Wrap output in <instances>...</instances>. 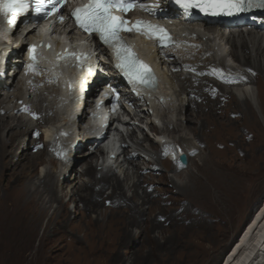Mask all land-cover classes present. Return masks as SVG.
Here are the masks:
<instances>
[{
	"label": "bare ground",
	"instance_id": "obj_1",
	"mask_svg": "<svg viewBox=\"0 0 264 264\" xmlns=\"http://www.w3.org/2000/svg\"><path fill=\"white\" fill-rule=\"evenodd\" d=\"M159 1L162 6H166L165 8L168 12L165 13L159 7L150 6L149 13L151 15H157L162 18L169 16L171 13L176 15L177 10L171 4L170 0ZM31 18V14L29 13L25 19L18 21L11 34L6 32V37L11 41L10 45L12 42L18 41L19 49L13 52V54L21 53V49L24 47V41L21 39L22 35H24L26 40L28 36L30 37L29 40L33 37V31H28V26L22 25V23L27 22ZM20 24L22 27L24 26V30L20 34L21 36L16 38V36L14 37V33H16V28ZM207 30L216 40L217 51L221 53L220 58L210 59L196 56L194 60L180 61L169 49L165 50L166 59L163 55L165 54L163 53L164 49L158 51L156 63L161 69L163 79L165 78L166 80L168 77V73L163 68L164 66L167 67L169 61L179 67L175 73L179 81L178 87L180 91L187 94L186 98H182L177 108L178 114L175 125L165 121L168 126L166 128L173 133L183 132L185 135H180L179 139L176 140V143L179 144L178 147L173 148L172 143L174 141L169 140L165 133L163 131L161 132L162 123L156 126L153 125L152 127L149 126L148 128L154 131V141L147 147L144 145L145 141H148L146 136L138 138L134 129H132L133 131L131 130L126 137L132 136V140L134 138L137 139V141L135 140L136 148L132 152H129L128 143L122 137L123 139L120 145L121 154L114 161L118 163L120 168L123 167V180L116 175L112 166L109 168H106L107 165L105 168L98 166L100 160L103 162L108 157V152L106 153L103 143L109 140L111 133L115 130L113 128L114 123L109 122L108 128L104 133L99 131L94 135L89 134V130L94 125L98 127L97 123L102 122L103 116L99 114L98 117L91 118L89 121L90 129L88 130L87 136H85L86 144L90 146V150L86 154L87 159L97 157L96 152H99L101 156L97 160L98 164L94 165L92 161L87 160L84 171L82 173L77 171V174H74L76 172V168L74 167L76 161L73 160L74 158H71L67 164V168L72 163L73 168L63 170L59 174H56L54 171H49L38 185H33L31 179L38 173L39 165L43 162L50 145L49 141L52 139V134L50 131L45 130L44 133L39 135L36 129L32 130L30 128L25 134V131L20 128L23 125V121L16 119V117L8 118L7 116L5 118V107L0 105V185L3 171L6 169L11 170V176L14 177V183L16 184L14 188L15 196H5V198H12L16 205L20 204L19 207L31 205L36 208L34 223L36 227H39L47 211L46 206L40 205L39 203L45 194L49 198V201L59 202L58 213L56 216L51 217V223L58 222L71 226L68 232L74 236L80 232L84 233L83 240L75 237V241L89 245L90 238H94L95 235L101 242L109 238L110 235L117 234L120 236L119 243L121 247L126 249L130 247L132 242L138 239L143 247L146 245V241H153L158 247L167 244L173 245V237H169L168 239L164 237V231L170 226H178V223L181 222L180 220H185V218H187L186 221H188V218H190L189 221L194 218V221L196 220L204 225L211 217H219L222 215L228 209L229 198H236L237 191V177L227 171V167L225 168L222 161L217 160L213 155L205 157L202 161L203 163L197 166V171L188 172L189 178L183 183H179L174 178L169 177V173H174L178 177L183 176L186 172L183 168L190 163V155L198 150L190 144L186 134H191V136L193 135L195 137L201 150L212 149L215 144L214 137L225 136V133L230 130L223 126V120L239 128L242 137L237 140L239 144L244 140L256 137L259 140L258 148L264 150V127L251 101L253 99L246 98L242 100L233 90L228 89L236 82L242 81L247 84L241 87L250 93L251 89L249 90V87L253 82L257 81V77L264 80V16L261 18L246 17L243 22L232 23L226 29L221 26L213 27L208 23ZM63 32L64 36H66L67 31L65 28ZM72 34L73 32H69V35ZM51 37L47 32H42L38 35L37 45L40 52L44 54L48 52L41 46L42 38L48 39L51 42V47L55 45L56 42ZM60 38L65 37L61 36ZM140 41L142 40L140 39ZM13 46L7 48L12 49ZM83 48L82 45L78 46V49ZM200 54L202 55L204 53L200 52ZM229 58H232L234 62H238V67L243 68L244 72L236 73L237 68L234 65H227L226 59ZM110 61L114 64L116 63L112 58ZM96 63L97 61H94V66ZM25 64L26 71L34 70V67H29L31 65L30 63H26L25 61ZM185 64L189 65L193 73L185 74L183 72L181 66ZM168 70L173 71L174 69L173 67L171 69L169 67ZM224 70L225 74L223 72ZM77 71L80 72V80L79 82H73L74 98L71 99L68 96L66 103L69 106L76 103V97L85 88V92H83L84 99L80 101L86 107L90 104L88 96H92L95 93L92 86H101L105 80H108V77L100 74L98 71L94 73V68H89L85 72L84 70ZM13 72L17 75L22 71L19 68ZM73 72L75 73V70ZM116 73H112V77L108 81L111 85H126L124 87L127 88L131 84L136 91L151 98L152 93L150 91L136 85L127 78L128 81L126 84V79H123L122 76ZM260 87L259 105L264 114V83ZM126 88H123V90L126 91ZM65 89L67 91V87ZM123 97L129 101V104L134 105V107L141 110L140 112L144 113L143 117L134 113L132 115L133 118L140 116L139 121L145 120L147 124H152V118L148 119L146 109L140 108L138 102L139 97L137 95L124 92ZM152 100L154 101V99ZM77 103L78 106H81L79 102ZM61 106L67 107V104L64 106L61 104ZM91 107L94 106L91 105ZM75 111L76 113L79 112L80 127L84 118L86 119V111L82 108L79 111L78 107ZM103 113L107 114V111H103ZM36 115L40 119V123L43 122L41 118L42 111L36 110ZM104 116L107 117V115ZM109 118L111 119L110 116ZM133 118L131 117V119ZM31 132L34 133V139L32 140L33 145L28 150L29 146L26 144L24 136ZM42 135L45 141L41 140ZM160 144L163 148L160 147ZM166 148H170V150H167L170 152V156H172L169 160H165L164 158V149ZM212 151L215 152L216 150L213 149ZM74 152L72 150L69 156L73 157ZM143 153L147 156L146 158H144ZM183 154L187 156L186 163L178 158L179 155ZM122 157L123 159L120 161ZM181 164L183 165L182 167L180 166ZM142 165L145 166L142 167ZM19 167L20 169H18ZM156 182H160L165 186V194L169 196L165 197L162 194L161 191L163 189H158L155 186ZM69 185L73 187L70 192V199H74L77 202V211H83L85 213V216L81 220L87 224V227L71 225L72 221L70 220L67 206L62 202V198L68 194L64 190ZM106 188L111 189L109 195L104 194ZM127 188L131 191V194H127ZM140 189L142 190L141 193ZM157 191L160 192L155 195ZM106 204L129 206V210L127 211L128 215H125L122 220L115 222L117 223L115 228L112 225L113 222L110 224V221L106 222L105 218L100 219L97 215V218L93 219L88 215L90 212H96L98 208ZM254 209L251 220L244 227L237 243L232 245L234 247L231 248L230 253L227 252L224 255L225 257L229 253L223 264H264V203L257 210L254 211ZM3 211V216L10 215L9 210L4 209V207ZM101 214H103V210H101ZM92 227L97 228L96 234V231L93 233L90 232ZM155 230L159 233L157 239L152 237V232L154 233ZM100 249L98 248L97 251H100ZM121 256V254L119 256L117 255V259H122L123 261L124 258ZM56 258L54 255L48 257L50 260Z\"/></svg>",
	"mask_w": 264,
	"mask_h": 264
},
{
	"label": "rangeland",
	"instance_id": "obj_2",
	"mask_svg": "<svg viewBox=\"0 0 264 264\" xmlns=\"http://www.w3.org/2000/svg\"><path fill=\"white\" fill-rule=\"evenodd\" d=\"M150 2V5L158 6L163 10V6L160 4L161 2L159 0H152ZM23 27L20 24L16 28L17 31L14 33V37L16 36L17 38L21 36L20 34L24 30ZM177 32L183 34L185 31L182 28H177ZM27 38L29 39L30 37L28 36ZM51 38L52 40L54 39L53 37ZM21 39H23L24 42H28L24 35L21 36ZM187 39L194 42L191 46L187 47L188 50L182 49V53L180 50L173 51L178 60H194L196 56H200V58H214L210 48L211 41L209 37H207V33H201L200 36L187 34ZM55 40L56 39L53 41ZM9 42L11 43L10 40ZM11 45L17 46L18 41L12 42ZM173 48L174 47H172V49ZM200 52L204 54L201 55ZM101 59L103 62L98 67L100 74L110 76L111 78L112 73H118V71H116V65H114L107 56H102ZM185 65L181 66L183 72L185 74L193 73L189 65ZM235 65V67L238 68L239 63L235 62ZM20 67H23V64L18 55H12L5 62V60H3V55L0 54V105L5 107V118L8 116V118L16 117V119H21L23 125L20 128L25 131V134L28 132L29 128L32 130L36 129L39 135L44 133L45 130L50 131L52 134V139L49 141L50 145L44 156V160L40 163L38 173L31 179V183L33 185H38L49 171H54L56 174H59L63 170H70L73 168V163L72 165L70 164L69 168H67V164L71 158H74L73 160L76 161L74 163V167L76 168L74 174H77V171L82 173L88 160L86 154L90 150V146L86 144L85 136H87L89 121L91 120V118H89V114L92 111L91 105L94 98L103 94L105 89L103 90V86H92L95 90V95L88 96V99L90 98L91 100L90 106L87 105L84 107L83 103L81 104L84 97L83 94L80 93L75 99L76 103L71 106L67 104V107L61 106L59 112H57V110H53L56 80H49L43 68L29 71L22 70V72L15 75L13 71ZM169 67L170 69L173 67L174 70L169 71ZM177 68L179 69V67L173 65L169 61L167 67L164 66V71L168 73L166 81L169 83L164 87H171V90L174 92L172 98H169V100L162 105L154 103L151 98L149 99L150 104L145 103L147 102L145 99L138 100L140 108L146 109L148 112V119L153 118L160 120L163 125V132L169 140L174 141L172 143L173 148L178 147L179 144L176 143V140L179 139L181 134L185 135V133H173L169 130L170 133L168 128H166L168 127L166 123L170 122L175 125L178 114L177 108L182 98H186L187 96V94L180 91L178 87L179 81L175 74L178 70ZM223 72L225 74V70ZM242 72L244 71L236 69V73ZM257 78V81L253 82L249 87V90L251 89L250 93L243 90L241 86H235V84L228 89L233 90L242 100L246 98L253 99L251 101L264 127V114L259 105L260 86L264 83V80H261L259 77ZM127 81L126 79V84ZM124 86L126 85H123V87ZM118 87L121 88L122 86ZM136 92L141 94L138 91ZM77 102H79L81 106H78ZM121 104L122 113L129 121V127H127L130 128V132L134 129L138 138L146 136L148 141H145L144 145L149 147L151 142L154 141V131L147 129L154 124H147L145 120H141L142 122L139 121L140 116L143 117L144 113L140 112L141 110L134 107V105L129 104L128 100L124 97L121 98ZM77 107L79 111H81V108L86 111V119L84 118L80 127L79 112L76 113L75 111ZM36 110L42 111L41 118L43 122L41 123L36 115ZM134 113L140 116L133 118L132 115ZM131 117L133 119H131ZM223 126L230 130L225 133V136H215V144L212 149L208 150H201L195 137L193 135L191 136V134H186L190 144L198 150L190 155V165H185L183 168V170L186 171L183 176L178 177L174 173H169V177L174 178L179 183H183L189 178V171H197V166L203 163L202 161L204 158L213 155L217 160L224 163L225 168L227 167L226 169L230 174L237 177L236 198H229L228 209L219 217H211L204 225L196 220L194 221V218L191 219V221H189L190 218H188L189 222L186 221L187 218H185V220H180L181 222L178 223V226H170L164 231V237L166 239L173 237V245L167 244L158 247L153 241H146V245L143 247L138 239L132 242L130 247L126 249L121 247L119 243L120 236L117 234H112L105 241L101 242L95 235L94 238H90L89 245H85L79 241L77 242L75 241V237L83 240V232L74 236L68 232L71 226L58 222L51 223V217L56 216L58 213L59 202L49 201V198H47L45 194L39 203L40 205L46 206L47 211L43 217L41 226L36 227L34 223L36 208L31 205L19 207L20 204L16 205L12 198H5V196H15L14 188L16 184L14 183V177L11 176V170H4L0 185V264H220L224 255L234 244L242 229L249 220H251L253 208H255L254 211L257 210L264 199V150L258 148L259 140L254 137L242 141L241 145L237 141L242 138L239 128L236 125L233 126L228 123L226 120H223ZM94 130H97V127H94ZM130 132H127L126 136L129 135ZM126 136L125 139L128 143V151L132 152L134 148H136L135 142L137 139L134 138V140H132V136ZM59 137H62L59 140H63L67 146L66 155L68 161L66 163H63L57 155L56 146ZM43 138L44 136L42 135L41 140L45 141V138ZM24 139L29 146V150L33 145L32 140L34 139V133L31 132L25 135ZM70 143L75 144V146ZM160 147L163 148L161 144ZM213 149L216 151L213 152ZM72 150L75 151L74 155H72L73 157L69 156ZM164 150H170V148ZM96 155L97 157L88 160L92 161L94 165L98 164L97 160L101 156L99 152H96ZM143 155L144 158L147 157L144 153ZM164 155L165 160H169L172 157L166 154ZM122 159L123 157L120 158V161ZM98 166L100 167V164H98ZM144 166L145 165H142V167ZM125 167H127V165H125ZM18 169H20V167ZM112 169L115 171L116 175L123 180V167L120 168L116 162ZM155 186L160 190L163 189L161 192L165 197L169 196L165 194V186L162 183L156 182ZM71 189H73L72 185L67 186L64 191L68 194L62 198V202L67 206L70 220L72 221L71 225L87 227V224L81 220L85 216V213L83 211H77V202L74 199H70ZM141 192L142 190L140 189V193ZM158 192L160 191H157L155 195ZM110 193L111 189L106 188L104 190L105 195H109ZM127 194H131V191L128 190ZM3 207L9 210L10 215L6 217L2 215L4 212ZM101 210H103V214H101ZM128 210L129 206L127 205L106 204L98 208L96 212H90V214H88V212L87 214L93 219H96L97 215L100 219L105 218L106 222L110 221V224L113 222L112 225L115 228L117 225L115 222L122 220L125 215H128ZM90 232H95L96 234L97 228L92 227ZM158 236L159 233L157 230H155L154 233L152 232V237L157 239ZM59 247L61 248L59 249ZM98 248H101L100 251H97ZM120 254L122 255L121 257L124 258L123 261L122 259H117V255L119 256ZM50 255H54L57 258L50 260L48 259Z\"/></svg>",
	"mask_w": 264,
	"mask_h": 264
},
{
	"label": "snow or ice",
	"instance_id": "obj_3",
	"mask_svg": "<svg viewBox=\"0 0 264 264\" xmlns=\"http://www.w3.org/2000/svg\"><path fill=\"white\" fill-rule=\"evenodd\" d=\"M49 3L55 10L56 5L62 4L63 0H49ZM176 3L186 13L197 8L208 15H235L254 6L264 7V0H176ZM133 6V0H88L85 5L75 8L71 15L83 31L98 33L100 40L113 48L118 61L116 67L121 69L130 81L145 83L154 78L153 73L149 66L131 51L130 46L120 35L121 31L131 32L134 27L143 26L136 27V30L144 31L149 38L157 37L162 44L170 37L163 28L144 20H137L132 27H129V22L122 15L116 14L117 9L127 13ZM28 7V0H6V2L0 0V12L5 17V30H8L6 26L14 25L16 16L26 11ZM140 7L143 8L144 5ZM35 10L41 12L42 0H36ZM63 19L64 17L61 16L60 20Z\"/></svg>",
	"mask_w": 264,
	"mask_h": 264
},
{
	"label": "water",
	"instance_id": "obj_4",
	"mask_svg": "<svg viewBox=\"0 0 264 264\" xmlns=\"http://www.w3.org/2000/svg\"><path fill=\"white\" fill-rule=\"evenodd\" d=\"M41 45H42V47L46 50V49H49V47L51 46V43H50V41H48L46 38H42V43H41ZM181 160H183V162H187V156L185 155V154H183V155H181ZM262 203H264V199H263V201H262ZM261 203V204H262ZM247 225V224H246ZM245 225V226H246ZM243 230H244V228L242 229V231L241 232H243ZM241 232H240V234H241ZM240 234H239V236L237 237V239H236V241L234 242L235 244L237 243V240L240 238ZM234 247V246H233ZM232 246H231V248H233ZM231 248L229 249V253L231 252ZM228 253V254H229ZM228 254L226 255V256H228ZM224 257L223 258V260L220 262V264H223L224 262H225V260H226V258L227 257Z\"/></svg>",
	"mask_w": 264,
	"mask_h": 264
}]
</instances>
